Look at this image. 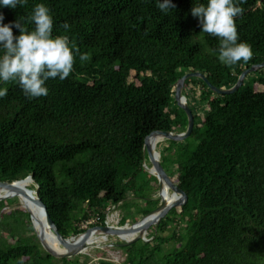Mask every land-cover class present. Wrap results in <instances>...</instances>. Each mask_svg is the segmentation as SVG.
Wrapping results in <instances>:
<instances>
[{"label": "trees", "instance_id": "obj_1", "mask_svg": "<svg viewBox=\"0 0 264 264\" xmlns=\"http://www.w3.org/2000/svg\"><path fill=\"white\" fill-rule=\"evenodd\" d=\"M159 2L27 0L15 9L0 6L3 24L17 20L32 31L27 17L44 4L53 38L67 35L74 50L89 54L87 61L76 56L68 78H49L46 97L28 98L18 82L0 81V89L8 90L0 98V181L32 176L65 238L84 233L82 225L95 219L91 227L104 226L110 205L136 207L144 216L159 206L153 199L159 183L144 168V146L153 132L186 131L187 115L175 100L181 77L200 72L215 87L230 89L246 69L264 62V0H234L243 8L235 18L238 42L249 44L254 56L231 67L218 59L219 38L202 32L191 15L208 0H171L175 8L167 13ZM184 95L194 131L157 150L188 201L151 229L152 241L123 247L122 264H264V68L249 74L234 94L218 95L190 78ZM175 147V157H167ZM8 203L0 201V219ZM15 214V227L30 216L25 208ZM127 223L123 217L121 225ZM27 227L34 233L32 223ZM81 258H55L36 235L0 233V264H86Z\"/></svg>", "mask_w": 264, "mask_h": 264}, {"label": "clouds", "instance_id": "obj_2", "mask_svg": "<svg viewBox=\"0 0 264 264\" xmlns=\"http://www.w3.org/2000/svg\"><path fill=\"white\" fill-rule=\"evenodd\" d=\"M244 2L239 0L241 4ZM26 4L27 0H0V6L11 9ZM157 6L164 13L175 8L171 0H163ZM191 15L199 18L202 32L219 38L218 59L221 63L231 67L253 59L251 46L238 42L235 18L243 15V8L234 0H208L207 6H194ZM3 20L0 14V47L4 50L0 57V81L18 82L28 98L46 97L48 89L45 83L49 78H68L77 55L80 61L89 59V54L80 53L79 49L74 50L70 46L67 35L53 38V18L44 4L35 5L33 13L27 17V21L35 25L32 31L17 20L11 24H3ZM13 27L19 30L18 36H14ZM61 27L66 31L70 29L67 22ZM7 93V88L0 89V98H5Z\"/></svg>", "mask_w": 264, "mask_h": 264}, {"label": "water", "instance_id": "obj_3", "mask_svg": "<svg viewBox=\"0 0 264 264\" xmlns=\"http://www.w3.org/2000/svg\"><path fill=\"white\" fill-rule=\"evenodd\" d=\"M264 68V62L261 64H257L252 66L249 69H246L239 77L237 83L230 89H219L215 87L203 73L200 72H189L185 74L183 77H181L177 82H176V93H175V100L178 104V106L183 109L187 115L188 119V125L187 129L183 133H174L170 131H156L150 134L145 141V146H144V154L145 157L148 158V161L150 162L151 167L147 165V163L144 164L145 170L151 174L152 176L156 177L159 183V198H160V204L159 206L145 215L140 221L137 223L133 224L130 229H123V227H113L109 226L107 223H105L104 226L100 227H91L87 229L84 233L79 234L78 236L71 237V238H65L62 236L60 233L58 227L55 225L53 222L47 207L43 203L42 199L40 198L39 194V186L36 185V194L37 198L36 201L42 208V210L45 213L46 219L50 225L51 230L54 232L56 235V238L58 242L65 247V252L60 253L55 250H53L51 247H49L43 238H41L37 233V237L43 247V249L48 252L50 255L54 256L55 258L58 259H65V258H74L79 255H82L85 253L86 250H88L89 245L86 243V240L89 236V234L92 231H96L99 233H104L106 235H120L122 232H132L137 230L136 227L139 226V234L134 237L131 240H126L125 243L122 245L123 247L130 246L140 240L147 241L146 235L149 231V229L152 226H157L159 223L162 221V219L172 210L173 208L182 206L187 203L188 201V195L180 189L171 179L167 171L162 165L161 162V155L158 151L155 150V147H151L149 145V139L151 137H157L160 138L164 141H175V142H181L184 141L185 139L189 138L191 134L194 131L195 128V117L193 114V111L188 104V99L184 95V89H185V83L188 79L190 78H199L202 81H204L208 87L216 94L218 95H230L236 93L243 85L244 82L247 78V76L253 72H256L260 69ZM33 183L34 179L32 176H28ZM16 182V181H15ZM14 182H0V186H11ZM164 185H167V187L174 193L179 194V198L176 201L167 203L166 200L164 199L163 195V189ZM9 199V197H1L0 201H4ZM30 213V212H29ZM31 215V214H30ZM152 217L151 219L148 220V218ZM33 224V223H32ZM127 224L124 225L126 227ZM34 228V225H33ZM35 229V228H34ZM77 240V241H75Z\"/></svg>", "mask_w": 264, "mask_h": 264}, {"label": "rangeland", "instance_id": "obj_4", "mask_svg": "<svg viewBox=\"0 0 264 264\" xmlns=\"http://www.w3.org/2000/svg\"><path fill=\"white\" fill-rule=\"evenodd\" d=\"M196 113L197 114L203 113L202 109L198 108ZM166 142L167 141H164L162 143L166 144ZM177 148L178 147H175L170 153L167 152L166 153L167 157L169 156V157L174 158ZM147 165L151 167L149 161L147 162ZM170 169H172L174 173L176 171V166H172V167L170 166ZM31 188L36 190V185L33 183ZM153 199L160 200L159 190L157 193H155V195L153 196ZM7 200L9 201V203L7 204V207L3 209V210H6L7 213L3 216V218L0 219V221L2 222L0 233H2V229H3V231H5L8 236L11 233H15L16 235H25V236L36 235L37 236L35 229H34V233H31L29 232V229L27 227V222L32 223V219H31V215L29 211L26 208L25 209L29 213L30 216L28 217L27 215H25L22 220L19 219L20 221H18V225H16V227L14 226L17 220V217L15 216L16 210H19L24 207L21 205L20 199L16 196H12L11 198ZM140 205H142V201H140ZM107 211H108V214L106 218V223L109 226H113V227H124V225H121V220L123 217H128L127 225H130V226L137 223L144 217L143 214H139L137 212L136 207L132 208L131 210H125L123 207H117V206L110 205ZM95 222H97L96 219L92 220L90 224L95 223ZM90 224L85 223L82 225V228L87 230L91 228ZM153 227L155 226H152L146 235L147 241L153 240V238H149L150 231ZM173 230H174V227H172L169 232L165 233L164 236H171ZM124 243H125V240L120 239L119 237H117V235H110L108 236V240L104 244H102L101 247H93L89 249L88 251H86L84 254H82L81 261L84 262L86 260L87 261L86 264H99L101 261L122 264L127 258V253L123 249V246H122ZM175 246L176 245L172 243L166 248L168 251H170Z\"/></svg>", "mask_w": 264, "mask_h": 264}, {"label": "bare ground", "instance_id": "obj_5", "mask_svg": "<svg viewBox=\"0 0 264 264\" xmlns=\"http://www.w3.org/2000/svg\"><path fill=\"white\" fill-rule=\"evenodd\" d=\"M162 142H163L162 139L157 138L155 136L149 139V145L151 147H155L156 151H158L157 147ZM32 184L33 182L29 178H25L14 182L11 186H0V198L1 197L11 198L12 196L18 197L20 199L21 205L30 212L32 223L34 225L36 233L41 238H43L45 243L53 250L63 253L65 252L66 249L63 245H61L58 242L56 235L51 230L44 211L36 201L37 194L35 189L31 188ZM163 195L167 203L176 201L179 198V194L171 192V190L167 187V185H164ZM152 217L154 216H151L150 218H148V220L151 219ZM131 227L132 225L131 226L127 225L126 227H123V229L126 230V229H130ZM138 228L139 226L136 227L137 230L132 232H122L120 235H117V237L125 241L131 240L139 234ZM108 236L110 235L92 231L86 240V243L89 245L88 250L93 247H101L102 244H104L108 240Z\"/></svg>", "mask_w": 264, "mask_h": 264}]
</instances>
